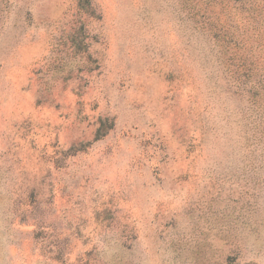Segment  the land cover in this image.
<instances>
[{"label":"rangeland","instance_id":"1","mask_svg":"<svg viewBox=\"0 0 264 264\" xmlns=\"http://www.w3.org/2000/svg\"><path fill=\"white\" fill-rule=\"evenodd\" d=\"M0 264H264V0H0Z\"/></svg>","mask_w":264,"mask_h":264}]
</instances>
